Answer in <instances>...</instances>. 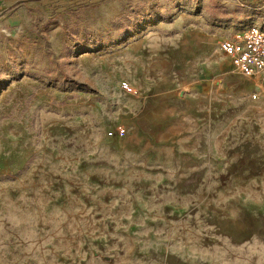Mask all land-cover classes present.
Wrapping results in <instances>:
<instances>
[{"label":"rangeland","instance_id":"1","mask_svg":"<svg viewBox=\"0 0 264 264\" xmlns=\"http://www.w3.org/2000/svg\"><path fill=\"white\" fill-rule=\"evenodd\" d=\"M8 6L0 264H264V77L219 47L264 0Z\"/></svg>","mask_w":264,"mask_h":264},{"label":"built area","instance_id":"2","mask_svg":"<svg viewBox=\"0 0 264 264\" xmlns=\"http://www.w3.org/2000/svg\"><path fill=\"white\" fill-rule=\"evenodd\" d=\"M220 49L230 58L232 68L248 77H264V27L254 22L242 30L221 37Z\"/></svg>","mask_w":264,"mask_h":264},{"label":"crops","instance_id":"3","mask_svg":"<svg viewBox=\"0 0 264 264\" xmlns=\"http://www.w3.org/2000/svg\"><path fill=\"white\" fill-rule=\"evenodd\" d=\"M16 1L17 0H0V6H8L5 11L8 10L6 16L10 19L17 17V11H16Z\"/></svg>","mask_w":264,"mask_h":264},{"label":"trees","instance_id":"4","mask_svg":"<svg viewBox=\"0 0 264 264\" xmlns=\"http://www.w3.org/2000/svg\"><path fill=\"white\" fill-rule=\"evenodd\" d=\"M251 24V23H250ZM249 25V24H248ZM247 26V25H246ZM262 26L264 27V24H262Z\"/></svg>","mask_w":264,"mask_h":264}]
</instances>
